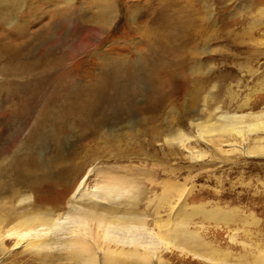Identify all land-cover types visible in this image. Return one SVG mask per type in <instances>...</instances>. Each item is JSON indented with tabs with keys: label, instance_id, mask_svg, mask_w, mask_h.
<instances>
[{
	"label": "rangeland",
	"instance_id": "374dc122",
	"mask_svg": "<svg viewBox=\"0 0 264 264\" xmlns=\"http://www.w3.org/2000/svg\"><path fill=\"white\" fill-rule=\"evenodd\" d=\"M243 4L255 6L240 13L238 8ZM113 6L117 14L111 15ZM260 8H264V0H24L15 12L13 25L34 33V42L46 32L62 41L68 87H73L74 94L80 97L76 105L92 108L98 103L93 97L113 87L120 92L128 87L135 89L137 97L126 105L123 100L113 101L110 109L153 106L160 99L169 98L164 100L166 108L155 112L162 114L160 119L142 114L141 125L134 130L126 129L123 123L106 127L109 138L122 139L119 151L112 141L98 140V132L106 130L98 131L95 123L75 127L77 138L68 136V142L60 143L67 151L65 166L82 158H90V162L75 166L74 173L69 170L68 183L42 180L35 189L28 187L26 193L32 196L31 201L50 206L64 196L57 208H61L58 213H63L67 211V200L88 173L84 188L97 191L108 182L114 183L107 179L108 172L109 178L128 174L125 178L138 185L137 195L141 199L138 209L147 213L145 230L133 232V236L161 254L165 264H255L258 249H264V152L251 155L242 150L258 144L264 146V129L250 132L243 128L241 134L210 133L200 138L197 129L188 125L187 112L191 109L185 106H194L191 90L196 84L202 86V96L215 94L205 107L195 103L194 108L199 107L205 123L233 114L244 115L243 122L248 124L260 119L254 118L264 113V17L260 23L257 13ZM0 12V20L6 18L7 12ZM198 13L207 16L202 23V39L189 40L187 35ZM111 18L115 20L112 22ZM253 22L257 25L251 29ZM8 23L5 22L4 28L9 27ZM169 27H173V40L179 38L184 53L170 50L173 37L168 34ZM2 34L4 31L0 29ZM168 43L172 45L166 51ZM202 51L208 54L200 58ZM19 61L26 63L24 57ZM195 62L207 65L200 75L190 71ZM7 66L0 61V71ZM19 72L22 74L18 77H14L17 69L11 76L0 75V106L6 102L8 113L10 97L17 93L25 97L40 82L39 76L26 75L24 68ZM47 99L36 102L38 108L29 110L19 124L8 128L4 142L0 143V156L11 157L17 150L23 159L37 154L56 158L54 145L42 149L35 144L23 145L29 142L39 108ZM71 104L74 102H65L68 109ZM22 111V106L14 109L16 115ZM197 112L190 113L192 119L198 118ZM163 119L168 124H177L188 137L183 146L149 139L130 142L131 145L123 142L125 136L136 137L143 130L165 124ZM90 130L98 132L82 139L81 134ZM45 143L51 144L52 140ZM87 150L89 157H82ZM147 201L151 202L148 209ZM158 203L162 208L155 212ZM183 215L190 217L180 229L184 235L194 237L195 242H182L183 246L180 243L177 248L161 237L164 230L160 232L157 221L172 225ZM87 227L85 221L68 216L62 220L57 235ZM110 236L132 238L130 233L120 231H113ZM14 243V238L4 241L9 253L0 258V264H42L22 253L19 247L12 250Z\"/></svg>",
	"mask_w": 264,
	"mask_h": 264
},
{
	"label": "bare ground",
	"instance_id": "6f19581e",
	"mask_svg": "<svg viewBox=\"0 0 264 264\" xmlns=\"http://www.w3.org/2000/svg\"><path fill=\"white\" fill-rule=\"evenodd\" d=\"M23 2L24 0H0V11L7 12L6 18L0 20V29L4 31V34L0 35V61L9 65L4 69L2 68L0 75L4 73L5 77L7 75L11 76L17 69L18 73H15L14 77H18L22 74L19 69L24 68L26 75L39 76L40 82L36 85L35 91L26 93L25 97H22L20 93L15 94V97H10L7 100L11 105L8 107L9 113L5 109L6 106H4L7 104L6 102L0 106V143L4 142L2 140L11 125L19 124L29 110H34V107L38 108L35 105L36 102L48 97L46 102H43L45 105L43 107L41 105L39 108V117H36V123H33L35 126L30 134L29 142L26 141L23 145L25 143L28 145L35 144L40 149L44 146L54 145L57 156L55 159H50L37 154L23 159L20 156L21 153L17 150L11 154V157L0 156V258L9 253L4 241L14 238L15 243L12 250L19 247L22 253L27 254L29 258H35L42 264H165L161 254L133 236V232L145 230L147 213L145 211L140 212L138 209L141 202L139 195H137L138 185H135L134 180L125 178L128 174L122 177L109 178L110 173L108 172L107 179L114 183L108 182L100 191H97L96 188H84V183L90 176L88 173L82 178L70 199H66L67 211L63 213H58L61 208L59 210L57 208L64 196L55 200V205L41 206L34 200L31 201L32 196L27 195V188L35 189L42 180H50L61 185L68 183V175L71 174L68 172L69 170L74 173L77 166L90 162V158L86 160L82 158L77 163L71 162L70 166H65L68 161V158H65V155H67L65 152L67 151L61 147L60 143L62 140L68 142V136L77 138L78 133H76L75 127H79L81 124L88 126L89 123H95L94 127L98 131L103 129L106 131H84L82 134L80 133L81 138L91 137L98 132V140H102L101 142L104 140L112 141L115 145L117 144L118 150L121 147L122 139L118 137L109 138L111 135L107 134L109 129L106 127L123 123L126 129L134 130L137 125H141L142 117L140 116L142 114H149L151 118L156 120L160 119L162 114H155V112L159 110L161 112L165 109L167 102L164 103V100L168 101L169 98L164 96V99H160V102L153 106L145 104L131 109L114 106L113 109H110L113 101L123 100L124 105H126L128 101H135L137 97V94L134 93L135 89L132 90L128 87L120 92L113 87L112 90L103 89L100 95H95L93 98L98 103L92 108L76 105L78 103H76V100H80V97L74 94L73 87H68L67 61L63 58L65 54L61 46L62 41L54 39L55 35L46 32L40 35L37 42H34L32 38L34 33H29L22 26L13 25L15 12L18 8H21ZM251 6L255 5L244 6L243 4L238 10H241L240 13L248 11ZM113 9L111 15L114 12L117 14L114 6ZM206 12L208 13V7ZM257 13L258 16L260 15L259 21L261 23L264 17V8L258 9ZM205 17L207 16L202 17L199 13L198 16H194V27L190 31V35H187L189 40L202 39L204 32L202 23L204 24L207 21ZM114 20L115 18H111L112 22ZM5 22L9 24L8 28H4ZM197 23L199 25L196 28ZM255 25L257 24L253 22L251 29ZM167 30L168 34H171L173 27H169ZM171 36L172 39H170ZM171 36L170 41L175 37L173 34ZM59 40L62 39L59 38ZM178 40L179 38L173 40V45L168 43L167 47L165 44L164 49L167 51L172 45L171 51L178 50L184 53L183 47L181 48L182 43H178ZM205 54H208L207 51H204L200 58ZM20 57H24L26 63L19 61ZM205 66L207 65L195 62L191 65L190 71L192 74L200 75ZM166 75L169 76L168 73ZM193 86L191 101L194 106L192 108L185 106V109H191L190 112H187L188 125L197 129L200 138L203 134L210 133L219 135L241 134L243 128H248L247 130L250 132L258 131L259 128L264 129V113L253 116L260 119L249 124L243 122L244 115L238 116L235 114L221 115L215 122L205 123L202 121L204 116L201 115L199 107L194 108L195 103H202L201 107H205L208 101L211 103L214 100L215 94L209 92L202 96V86L196 84ZM215 87V85L212 86L211 90ZM67 100L74 102L69 109L68 106H65ZM21 106L23 108L22 113L16 115L14 109ZM64 108L68 111H62ZM172 109H175V106ZM217 109L218 107L215 110ZM195 110L199 112L198 118L192 119L190 113L195 112ZM6 116H8L7 122H5ZM162 121L165 124L153 127L150 131L143 130L136 137L129 138L125 136L123 142L125 141L124 143L131 145L130 142H140V140L145 142L149 139L151 142H170L171 144L177 143L183 146L188 137L179 130L177 124H168L165 119ZM78 138L80 137L78 136ZM51 140V144L45 143V141L49 143ZM242 151L244 154L248 152L251 155H256L261 151L264 152V146L258 144L255 148L243 149ZM87 152L88 150L85 151L82 157H89L90 153ZM55 171H58V173H55ZM167 197L164 198L167 199ZM150 203V201H147V209L150 207ZM158 205L159 203L155 207V212L162 208V205ZM68 216L78 217L88 223V227L84 230H73L57 235L60 232L62 220L67 219ZM182 217L183 219L172 224L174 228L165 222L157 221L160 232L164 230L161 237L168 242L172 241L177 248H180V243L183 246V243L195 242L194 237L184 235L180 229L187 222L185 220L190 215H183ZM204 217L208 216L204 215ZM170 227L171 229H169ZM113 231L130 233L132 238L126 240L121 237L110 236ZM168 242L166 243L168 244ZM258 250L259 257L255 264H264V249Z\"/></svg>",
	"mask_w": 264,
	"mask_h": 264
}]
</instances>
